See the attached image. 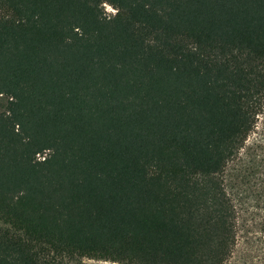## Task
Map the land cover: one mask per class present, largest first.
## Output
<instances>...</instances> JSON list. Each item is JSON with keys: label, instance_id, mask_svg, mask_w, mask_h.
<instances>
[{"label": "trees", "instance_id": "trees-1", "mask_svg": "<svg viewBox=\"0 0 264 264\" xmlns=\"http://www.w3.org/2000/svg\"><path fill=\"white\" fill-rule=\"evenodd\" d=\"M263 117L264 0H0V264H228Z\"/></svg>", "mask_w": 264, "mask_h": 264}, {"label": "rangeland", "instance_id": "rangeland-1", "mask_svg": "<svg viewBox=\"0 0 264 264\" xmlns=\"http://www.w3.org/2000/svg\"><path fill=\"white\" fill-rule=\"evenodd\" d=\"M106 11L116 13L110 6ZM226 179L239 210L237 246L228 264H264V117ZM82 264L115 263L83 259Z\"/></svg>", "mask_w": 264, "mask_h": 264}]
</instances>
